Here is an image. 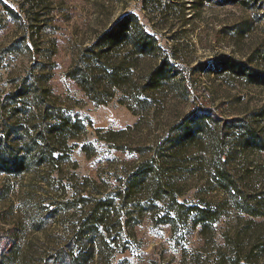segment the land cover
<instances>
[{
	"label": "rangeland",
	"instance_id": "1",
	"mask_svg": "<svg viewBox=\"0 0 264 264\" xmlns=\"http://www.w3.org/2000/svg\"><path fill=\"white\" fill-rule=\"evenodd\" d=\"M24 1L0 0V103L25 80L33 89L42 77L46 103L53 98L55 104L42 118L33 98L17 102L24 107L16 141L25 168L16 175L0 172V253H6L15 234V264H47L59 250L76 256L89 246L94 255L87 264H231L236 249L226 246L225 238L246 228L248 217L215 190L207 164L175 185L174 199L184 204L181 217L168 195L154 199L150 179L124 196L145 161L157 166L158 155L150 158L133 148L151 144L160 153L169 125L191 110H211L222 121H234L225 152L245 127L264 130V85L208 73L222 56L264 73V0L235 7L218 5V0H30L22 6ZM126 14L156 39L176 80L187 85L186 98L166 87L145 111L130 100L122 104L120 92L98 105L67 77L96 35ZM240 25L248 29L238 36ZM6 104L9 111L16 103ZM58 114L78 126L58 142H47L46 131ZM209 125L213 131L217 127ZM122 131L126 134L119 142L111 141V132ZM195 146L202 155L208 150L207 144ZM193 150L175 164L178 169L191 168ZM234 164L239 169L260 166L264 181V151L241 154ZM88 191L113 203L109 216L86 235L88 207L80 200ZM197 203L211 204L220 215L204 230L189 213ZM253 221L263 227L254 237L252 230H243L238 243L243 250L253 241L258 248L250 264H264V217Z\"/></svg>",
	"mask_w": 264,
	"mask_h": 264
},
{
	"label": "trees",
	"instance_id": "2",
	"mask_svg": "<svg viewBox=\"0 0 264 264\" xmlns=\"http://www.w3.org/2000/svg\"><path fill=\"white\" fill-rule=\"evenodd\" d=\"M29 1L25 0L22 6ZM245 1L218 0V5L235 7L244 4ZM4 9L8 14L16 15L14 10L9 7L5 6ZM247 29L246 25H240L236 34L238 36L243 35ZM144 61L147 62L142 64ZM154 61L156 62L154 63ZM210 72L217 75L227 73L232 76L253 79L255 84L264 85V73L250 67L247 62L229 56L216 59L208 73ZM176 75L175 70H171L167 58L161 54L156 39L131 14L120 16L115 22L98 33L93 43L84 48L82 56L78 57L77 62L67 73V77L76 82L81 91L92 102L98 105L104 104L108 99L113 98L116 92H120L122 104L130 100L141 111H145L150 102L161 96L166 89L181 98H186L187 85L177 81ZM38 80V84L33 89L31 84H27L25 80L17 90L6 95L0 103V112L4 115L0 122V172L16 175L25 168V159L23 155H20L18 141H16V136L22 129L17 122V117L24 107H19L17 102L21 101L24 104V99L33 98L39 116L42 118L47 117L51 103L55 104L53 98H51L52 102L46 103L48 96L42 87L44 85L42 77H39ZM46 80L47 78H45V83ZM8 100L16 103L9 111L6 104ZM142 119L134 125L135 129L138 128ZM233 122L232 120L222 121L218 119L211 110L196 108L169 125L167 137L161 147H158L161 149L160 153L154 150L156 145L134 147L133 151H137L143 156L152 158L154 155H158L159 157L156 158V167L145 161L141 172L130 179L127 186L129 193H126L124 198L128 197L137 184L150 179L154 199L163 201L164 195H168L169 201H173L175 204L177 217H181L184 204L174 199L175 185L182 180V176L194 173L207 164L206 166L211 168L215 190L228 197L235 209L248 217L245 222L247 227L243 230H252L251 233H254L251 235L252 237L257 235L258 227H263V225L256 224L253 220L264 217V181L261 180L263 172L260 166L254 168L250 164H245L243 168L239 169L237 168L238 164L235 165L234 163L241 154L247 156L254 151H264V130H260L258 125L245 127L237 138V143H233L225 152L228 139L227 130ZM209 124L217 126L214 131ZM77 126V122L71 123L58 114L56 123L51 124L46 131L45 139L47 142L51 139L58 142L60 137L68 131L75 130ZM128 130L131 128L128 127ZM125 134V131L111 132L110 139L119 142V138ZM64 140H62L63 143ZM196 144H207L208 150L205 151L204 155L196 149ZM191 148L194 149L195 153L191 154V168L186 171L178 169L175 164L181 161ZM198 152L199 156L197 155ZM222 155L224 157H221ZM258 184L261 185L260 188H257ZM80 202L88 207L84 225L86 232L84 233L86 235L92 234L103 219L109 216V206L113 201L94 198L92 193L88 191ZM189 207L190 215L195 216L197 219L195 223L201 224L203 230L208 225L215 223L220 217L218 210L211 207L209 203L205 205L201 203L191 204ZM243 230L237 229L235 238H225L226 246L233 250L236 249L235 255L230 258L231 264H250L255 256V250L258 248L252 241L247 249H241L238 241ZM10 241L6 253H0V264L16 263L14 260L15 234ZM93 255V246L80 250L76 256L69 254L66 249H62L57 251L52 261L47 264H87Z\"/></svg>",
	"mask_w": 264,
	"mask_h": 264
}]
</instances>
